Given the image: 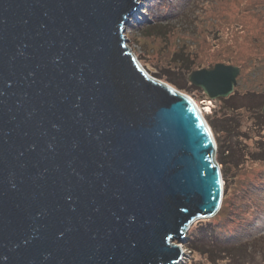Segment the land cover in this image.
<instances>
[{
    "label": "water",
    "instance_id": "water-1",
    "mask_svg": "<svg viewBox=\"0 0 264 264\" xmlns=\"http://www.w3.org/2000/svg\"><path fill=\"white\" fill-rule=\"evenodd\" d=\"M140 1L0 0V264H176L222 208L210 127L128 46ZM240 73L188 79L215 100Z\"/></svg>",
    "mask_w": 264,
    "mask_h": 264
},
{
    "label": "rangeland",
    "instance_id": "rangeland-1",
    "mask_svg": "<svg viewBox=\"0 0 264 264\" xmlns=\"http://www.w3.org/2000/svg\"><path fill=\"white\" fill-rule=\"evenodd\" d=\"M140 2L138 13L130 17L125 31L131 51L150 75L154 77L153 74L161 71V81L168 84L171 82L169 85L172 84V87L192 97L201 106L205 118L219 122L216 125V138H224L218 141L225 144V152L230 150L231 164L227 165L229 186L223 198V209L212 218L199 219L197 222L201 223H194L185 238L174 240L173 244L181 245L183 250L181 259L176 264L214 262L204 253L197 250L190 252L185 248L190 241L188 236L198 235L196 229L207 219L215 220L218 230L223 232L221 241L224 245L230 244L228 239L231 235L236 243L257 238L254 240L256 243H248V252H245L243 262L255 256L256 260H251L249 264H264V196L256 192L258 189L252 185L263 179L264 162L259 163L250 156L257 148L253 141L261 134L248 135L247 129L251 126L252 119L248 118L250 114L246 110L249 106L256 111L261 109L264 97L245 95L247 91L264 92V0ZM144 25L146 28H143ZM186 52L190 53L189 59L178 55ZM191 61L192 68L187 72L185 69ZM218 63L241 68L235 87L237 94L233 96L234 92L224 107L220 99H209L201 89L197 91L196 87L192 88L187 84L192 69L213 68ZM168 70L172 73V81L165 78ZM176 72L182 74L181 81L176 78ZM231 117L237 124L230 122L232 127L228 130L223 127L221 120L227 119L229 122ZM234 127L235 130L239 128V134H224L235 131ZM235 138H238L240 145L235 144ZM217 155L216 152V159ZM238 216H243V221H238L241 220ZM241 255L240 252L236 257ZM226 257L229 258V254Z\"/></svg>",
    "mask_w": 264,
    "mask_h": 264
},
{
    "label": "trees",
    "instance_id": "trees-1",
    "mask_svg": "<svg viewBox=\"0 0 264 264\" xmlns=\"http://www.w3.org/2000/svg\"><path fill=\"white\" fill-rule=\"evenodd\" d=\"M151 18H153V17L151 16ZM143 28H146V25H144ZM178 55L179 56L181 55L180 57L186 56V57H188L187 59H189V57H190V53H187V52L184 55L183 54H178ZM191 65H192V61L189 64V66L187 67V69H185V71L190 72L189 70L192 68ZM192 71H194V70L192 69L191 72ZM176 73H178V74H176V78H178V80L181 81L182 80V74L180 72H176ZM153 75H154V77H156L159 80H161L162 79L161 77H163L162 72L159 70L157 71V73H155ZM170 76H172V73L168 70V73L165 75V78L172 81L173 78H171ZM174 81H177V80L175 79ZM187 84L190 87L195 88L189 82ZM195 89L197 91H201L199 88H195ZM236 94H237V92H235L233 94V96ZM245 95L250 96V97H257V96L258 97H264V92L256 93L253 91H247L245 93ZM231 97H232V95L229 98H226V99L221 98L220 99L222 107H224L227 104V102L230 100ZM262 107H261V109H257V111L252 109L250 106H249V108L246 109L247 112L250 114L248 116V118L250 117L252 119V124H251L252 127L250 126L247 129L248 135L249 134L252 135V133H254V135L261 134V135H259V138L256 137V139H255V137H254L255 140L253 142L255 143L257 148L255 149V152L254 151L251 152V155H250V156H253L256 159V161L259 163L264 162V130L260 131V129H264V115L262 114ZM206 120L209 123V125H210V127H211V129H212V131L216 137V134H218L216 125H218L219 122L215 121L212 118H210V119L206 118ZM221 122H223L222 123L223 127L227 128L228 130L232 127L231 125H229V124H231L230 122L237 124L236 122L233 121L232 117H231V120H229V122L227 119H222ZM238 129L235 130V127H234L233 130H235V131L232 132L233 134L231 132L230 133H224V134H227L230 136L231 135H237L240 133V130H238ZM249 130H251V133L249 132ZM255 130H256V132H255ZM218 137L216 138L217 143H218L217 144L218 145L217 160H218L219 164L222 166L221 171H222L223 180H224V197H225L227 194V191H228V186H229V181L227 178L229 168L227 165H229V163L231 164V162H230V150H228V152H225L226 151L225 144H223L222 141L221 142L218 141V139L224 140V138H222V137L218 138ZM235 139H234L235 144L237 145V143H238L240 145V141L238 140V138H235ZM248 153H250V152H248ZM247 155H249V154H247ZM252 185L255 189H258V190H256V192H260L264 196V174H263V179L261 180V182L254 183ZM249 192L252 193L251 191H248V193ZM260 193H252V194H260ZM222 205H223V203H222ZM221 209H223V208H221ZM243 210H245V209H243ZM220 212H221V210H220ZM241 218H243V216H238V219H241ZM238 221H243V220L241 219ZM200 223L201 222H197L196 224L199 225ZM196 231L198 232V235L191 234L190 236H188V240H190V241L185 245V248L188 249L190 252L197 250L201 253L206 254L208 256L207 257L208 259H212L214 261L212 264H217V263L223 264L224 262L226 264H245L246 262H248L247 264H249L251 260H253V259L256 260L255 256H253V257L251 256L249 259H247L245 261V263L243 262L244 258L246 256L245 252H248L247 251L248 243H250V242L256 243V241H254V240L257 238H253L251 240L246 239L245 241H242L241 243H236V240L231 235L232 238L230 237L228 239L230 244L224 245L223 242L221 241V237H222L221 235L223 232L221 230H218L217 223L215 222V220H211V219H207L204 222H202V224L200 225L199 228L196 229ZM242 235H244V234H242ZM240 252L242 253V255L239 257H236ZM230 253H233V254L230 255ZM228 254H229V258L226 257ZM230 257L231 258L233 257L234 259H230ZM235 259H237V260L235 261Z\"/></svg>",
    "mask_w": 264,
    "mask_h": 264
},
{
    "label": "bare ground",
    "instance_id": "bare-ground-1",
    "mask_svg": "<svg viewBox=\"0 0 264 264\" xmlns=\"http://www.w3.org/2000/svg\"><path fill=\"white\" fill-rule=\"evenodd\" d=\"M138 12H136V14H137ZM134 17V16H133ZM142 67H143V65H142ZM144 68V67H143ZM145 69V68H144ZM146 70V69H145ZM147 71V70H146ZM148 72V71H147ZM152 76V75H151ZM157 79V78H156ZM161 82H163V83H166V82H164V81H161ZM178 90V89H177ZM178 91H180V90H178ZM181 92V91H180ZM192 98V97H191ZM193 99V98H192ZM193 101H194V103H195V105L197 106V108L199 109V111L201 112V115H202V117L206 120V118H205V113H204V110L201 108V106L193 99ZM206 123H207V125L210 127V125H209V123L206 121ZM210 130H211V132H212V134L214 135V133H213V131H212V129H211V127H210ZM214 139L216 140V137H215V135H214ZM216 143H217V140H216ZM218 144V143H217ZM222 168V167H221ZM198 221V220H197ZM196 221V222H197Z\"/></svg>",
    "mask_w": 264,
    "mask_h": 264
},
{
    "label": "clouds",
    "instance_id": "clouds-1",
    "mask_svg": "<svg viewBox=\"0 0 264 264\" xmlns=\"http://www.w3.org/2000/svg\"><path fill=\"white\" fill-rule=\"evenodd\" d=\"M155 78V77H154ZM191 98V97H190ZM192 99V98H191ZM193 100V99H192ZM194 102V101H193ZM205 120V119H204ZM205 121H207V120H205ZM220 165V164H219ZM220 167H222L221 165H220Z\"/></svg>",
    "mask_w": 264,
    "mask_h": 264
}]
</instances>
